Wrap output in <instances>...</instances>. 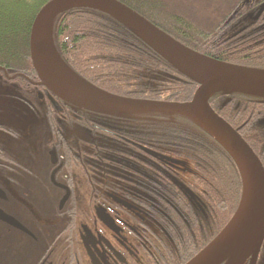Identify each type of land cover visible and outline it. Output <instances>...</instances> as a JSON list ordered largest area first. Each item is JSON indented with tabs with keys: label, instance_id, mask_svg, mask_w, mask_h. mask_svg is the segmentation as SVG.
<instances>
[{
	"label": "flooded vegetation",
	"instance_id": "af4514ba",
	"mask_svg": "<svg viewBox=\"0 0 264 264\" xmlns=\"http://www.w3.org/2000/svg\"><path fill=\"white\" fill-rule=\"evenodd\" d=\"M186 7L179 3L174 14L204 31L217 24L223 38H243L253 33L250 26L258 31L264 24V0H224L218 12L199 15ZM144 78L148 85L152 78ZM0 90L32 123L17 128L0 121V216L16 221L0 217V264H169L176 258L174 233L189 224L173 194L195 216L201 209L189 186L194 170L161 139L162 128L153 131L151 118L141 125L78 109L37 73L0 70ZM171 99L151 101L180 103Z\"/></svg>",
	"mask_w": 264,
	"mask_h": 264
},
{
	"label": "trees",
	"instance_id": "16d2710c",
	"mask_svg": "<svg viewBox=\"0 0 264 264\" xmlns=\"http://www.w3.org/2000/svg\"><path fill=\"white\" fill-rule=\"evenodd\" d=\"M50 0H0V70L35 77L30 55V36L39 11ZM147 18L176 40L201 54L239 66L264 69V24L248 29L243 38H223L222 27L207 30L177 13L178 0H119ZM181 1V0H179ZM187 8L194 15L204 7ZM222 24V23H221ZM220 25V24H219ZM210 28V29H209ZM54 41L65 63L80 77L116 95L148 100L185 103L193 99L198 85L157 55L132 31L115 19L90 9H73L61 14L53 27ZM161 73L157 74V73ZM165 76H174L169 80ZM144 77L152 78L147 85ZM264 99L234 92H218L210 104L220 116L238 129L264 165L259 122ZM77 108V107H76ZM79 109V108H78ZM148 125L173 143L182 160L194 170L189 184L199 196L200 212L195 216L187 202L178 201L179 212L189 226L174 233L178 252L169 264H186L209 244L234 216L242 197V178L229 153L192 119L182 114L143 112L112 115ZM151 118V119H149ZM147 121V122H146ZM263 151V152H262ZM178 199V200H177ZM176 211V210H175ZM174 212V211H173ZM177 213V212H175ZM179 221V218H177ZM262 248V252H263ZM261 252V253H262Z\"/></svg>",
	"mask_w": 264,
	"mask_h": 264
},
{
	"label": "water",
	"instance_id": "95a60500",
	"mask_svg": "<svg viewBox=\"0 0 264 264\" xmlns=\"http://www.w3.org/2000/svg\"><path fill=\"white\" fill-rule=\"evenodd\" d=\"M73 9L98 11L124 25L173 68L199 85L193 99L175 103L128 98L107 92L80 77L62 59L53 35L56 19ZM30 55L41 83L74 107L112 115L178 113L199 125L235 161L243 190L229 223L186 264L264 261V165L239 130L210 104L211 97L218 92L226 95L242 92L264 99V69L221 62L194 51L119 0H50L34 20ZM0 217L16 222L4 214Z\"/></svg>",
	"mask_w": 264,
	"mask_h": 264
},
{
	"label": "rangeland",
	"instance_id": "374dc122",
	"mask_svg": "<svg viewBox=\"0 0 264 264\" xmlns=\"http://www.w3.org/2000/svg\"><path fill=\"white\" fill-rule=\"evenodd\" d=\"M184 5L187 7L195 8L196 6L204 7V10L215 13L218 12V6L224 0H181ZM183 8V7H181ZM220 13L224 12V8ZM217 9V10H216ZM0 121H5L9 124L14 125L17 128H31L32 123L30 120L25 117L24 113L20 110H17L13 107L12 102L2 94L0 90ZM264 124V119L261 121ZM41 128H44L41 126ZM264 256V250H263ZM259 264H264V261H260Z\"/></svg>",
	"mask_w": 264,
	"mask_h": 264
}]
</instances>
